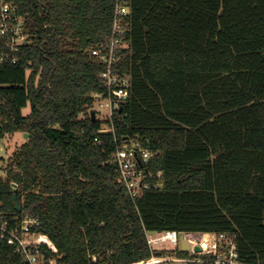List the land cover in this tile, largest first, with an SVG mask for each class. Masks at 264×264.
<instances>
[{
	"label": "trees",
	"instance_id": "1",
	"mask_svg": "<svg viewBox=\"0 0 264 264\" xmlns=\"http://www.w3.org/2000/svg\"><path fill=\"white\" fill-rule=\"evenodd\" d=\"M12 1L29 39L16 64H0L1 131L28 137L0 197L39 217L43 251L132 264L151 256L148 231L225 232L264 264V0H130L117 67L131 90L115 133L87 109L106 68L90 51L116 0ZM125 137L154 152L148 168L164 178L135 200L111 162ZM0 264L24 261L1 241Z\"/></svg>",
	"mask_w": 264,
	"mask_h": 264
},
{
	"label": "built area",
	"instance_id": "2",
	"mask_svg": "<svg viewBox=\"0 0 264 264\" xmlns=\"http://www.w3.org/2000/svg\"><path fill=\"white\" fill-rule=\"evenodd\" d=\"M130 14V0H116L111 32L102 44L91 48V56L103 63L106 68L100 77L104 89L92 93V105L87 109L95 112L97 120L103 122L99 133H115V119L122 117V109L130 97L131 79L127 74L118 71L117 61L121 51L127 46V19ZM26 21L17 10L12 0H0V64H16L19 60L21 46L28 42L29 34L25 30ZM0 147L5 139L12 135L1 131ZM154 152L142 145L137 139L125 137L111 157V162L118 168L117 183L124 188L133 200L146 189L160 188L164 184L161 171L149 169ZM8 175V160L0 166V181ZM14 188L17 185L13 184ZM38 216L27 214L19 217L4 209V201L0 197V242L5 241L14 247L24 264H70L63 256L47 255L41 245ZM189 245L182 248L180 236ZM147 242L151 256L132 264H163L184 262L187 264H261L243 259L238 251L234 235L225 232H179L167 230L147 232ZM200 251H196V247ZM172 250L187 253L186 256L168 255L164 252ZM158 251V253H156Z\"/></svg>",
	"mask_w": 264,
	"mask_h": 264
},
{
	"label": "rangeland",
	"instance_id": "3",
	"mask_svg": "<svg viewBox=\"0 0 264 264\" xmlns=\"http://www.w3.org/2000/svg\"><path fill=\"white\" fill-rule=\"evenodd\" d=\"M29 106L23 109V113L27 114L29 112ZM24 141V135L21 132H15L11 136L7 137L2 144L3 147H0V166H3L7 160L9 161V157L12 155L13 151L20 146V144ZM168 255H179L178 253H174L172 250H166L164 252ZM185 254H182V256ZM180 256V255H179ZM163 264H187L184 262H170Z\"/></svg>",
	"mask_w": 264,
	"mask_h": 264
},
{
	"label": "water",
	"instance_id": "4",
	"mask_svg": "<svg viewBox=\"0 0 264 264\" xmlns=\"http://www.w3.org/2000/svg\"><path fill=\"white\" fill-rule=\"evenodd\" d=\"M91 118H92V119H96L95 112H94L93 109L91 110ZM24 137L27 138V137H28V134H27V133L24 134ZM16 193H17V188H15V194H14V197H16ZM19 209H20V208H19ZM180 238H181V241H182V245H181L182 248H183V249H189V245L184 241V239H183V235H181ZM195 250H196V251H200V247L197 246V247L195 248Z\"/></svg>",
	"mask_w": 264,
	"mask_h": 264
}]
</instances>
